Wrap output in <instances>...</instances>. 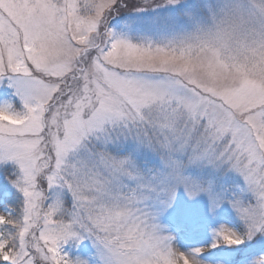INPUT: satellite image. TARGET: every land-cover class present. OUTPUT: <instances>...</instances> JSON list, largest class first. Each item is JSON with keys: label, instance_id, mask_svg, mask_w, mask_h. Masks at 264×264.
Returning <instances> with one entry per match:
<instances>
[{"label": "snow or ice", "instance_id": "1", "mask_svg": "<svg viewBox=\"0 0 264 264\" xmlns=\"http://www.w3.org/2000/svg\"><path fill=\"white\" fill-rule=\"evenodd\" d=\"M0 264H264V0H0Z\"/></svg>", "mask_w": 264, "mask_h": 264}]
</instances>
